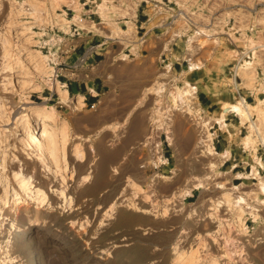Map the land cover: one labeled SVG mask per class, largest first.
I'll return each mask as SVG.
<instances>
[{"label": "rangeland", "instance_id": "rangeland-1", "mask_svg": "<svg viewBox=\"0 0 264 264\" xmlns=\"http://www.w3.org/2000/svg\"><path fill=\"white\" fill-rule=\"evenodd\" d=\"M75 14L124 44L92 108L52 89ZM184 82L196 97L177 104ZM200 93L216 110L263 99L264 0H0V264H264V194L204 150Z\"/></svg>", "mask_w": 264, "mask_h": 264}, {"label": "crops", "instance_id": "crops-1", "mask_svg": "<svg viewBox=\"0 0 264 264\" xmlns=\"http://www.w3.org/2000/svg\"><path fill=\"white\" fill-rule=\"evenodd\" d=\"M84 21L85 23L87 22V25H90L92 22L88 20ZM137 21L138 19L136 20L135 27H138ZM72 22L73 24H76L74 21ZM101 23L103 24L102 21ZM88 27L89 26L86 28H81L78 26V28L81 30L77 31L78 35H75V31H72L71 24L67 31L65 30L67 34H73L74 38L69 37V39H67L68 42L65 44L63 50L65 53L61 55V66L56 67V75L59 76V79H57L56 82L62 85L61 90L62 92H65L68 98L75 97L76 95L82 96L81 102L83 105H91L92 103L95 105L99 100L98 96L101 93L102 87L106 84L103 76L100 74L99 65L105 59L106 51L110 47H116L117 51H120L123 49L124 44L114 43L113 39L111 40L109 37H107V35L110 34L109 30H107L108 33L105 32V37L99 33L100 28L96 29L95 31V29L92 28V24L89 28ZM78 28L74 29L77 30ZM131 30H133V28ZM131 30L130 33L133 34V36H136V33L134 34V32ZM117 36L120 37L121 34L119 33ZM126 44L132 46L133 49L131 50H135V48H137L139 45L137 41H131L130 43ZM56 82H54L55 89L58 84ZM262 94V98L264 100V93ZM57 96L60 99V96ZM198 99L200 105L205 107L207 110H209V108L215 109V112L210 114V117L212 118L210 120L209 126H212L213 130L212 132H209L211 136H213V139L211 140L212 143H214V139L216 137L220 138L221 136L222 144L218 145L217 143L220 142V140L216 139L215 146H212L217 153L225 152V157L223 158H221L218 154L216 155H218L219 160L223 161V164L228 167V170L231 172V174H234L233 178L253 177L250 175L252 172L251 170H253L252 167H256L258 173L261 175L262 172V175H264V142H259L254 134L253 137L256 139L252 142L253 145L250 143L251 141L249 142L251 145L249 143H246L245 145V137L249 135L250 131L247 122L241 123L240 116L231 111V114L238 118L240 125L231 122V118L228 117L230 113L227 114L229 111H226L223 114L221 121H216L214 118L219 116L221 105L220 108L216 110L214 107H217L218 105L208 94L203 95V93H200L198 95ZM244 100L248 102L246 99ZM252 117H256L255 113ZM243 128H245V134L242 136L241 133ZM218 146L220 149L219 152L216 150ZM235 146H237L243 152L241 154H237L238 157L234 156L235 154H233V147ZM257 157L259 159L258 162L262 163V165L260 163L259 165L258 162H256ZM236 167L238 168L235 169ZM248 169L250 172H248ZM245 174L249 175L246 176Z\"/></svg>", "mask_w": 264, "mask_h": 264}, {"label": "bare ground", "instance_id": "bare-ground-1", "mask_svg": "<svg viewBox=\"0 0 264 264\" xmlns=\"http://www.w3.org/2000/svg\"><path fill=\"white\" fill-rule=\"evenodd\" d=\"M77 5V4H76ZM99 8H101V5H99ZM72 21H75L78 25H79V27H81V28H86L87 26H89L90 27V25H87L86 23H84L83 21V19L82 18H80V16H78L77 14H75L74 15V17L72 18V20H70V19H67V18H63L62 19V22H61V24L64 26V28L66 29V28H68L69 26H70V23L72 22ZM90 24H92V22L90 23ZM93 25H95V24H92V26ZM96 26V25H95ZM132 26V23L129 25V27H131ZM88 27V28H89ZM94 28V27H93ZM97 29V28H96ZM96 31V30H95ZM124 33L125 32H127V31H124V30H122ZM128 32H129V30H128ZM116 33V32H115ZM114 32L112 33V35H114L115 34ZM110 34H108V36H109ZM191 46V45H190ZM197 67H199L198 66V63H195V62H190V65H189V67H187V69H189V70H192V69H195V68H197ZM53 72L54 70H53V67H49V68H47V72ZM46 74V73H45ZM47 74H49V73H47ZM49 76V75H48ZM56 83H58V82H56ZM185 83V85L182 87V88H179V87H177L176 86V88H174L175 89V91H174V101H175V103H177L178 104V102H185V101H191V99L192 98H194V97H196L195 96V86L194 85H192L191 83H189V82H184ZM55 87H54V82H53V87H52V89H54ZM56 88H62V85L60 84V83H58L57 84V86H56ZM60 90V89H59ZM62 94V96H61V99L63 100V101H65V100H67L68 99V97H66V95H65V92H61ZM80 97H82V96H80ZM263 102H264V100L263 99H257V102L255 103V105L254 104H251V103H249V102H246L245 100H243V99H241L238 103H223L221 106H222V109H221V111H220V114H219V116H217V117H215L214 119L216 120V121H221L222 120V118H223V114L226 112V111H231V112H233V113H235V114H237L238 116H240V119H241V123H244V121L245 120H248V122H249V127H250V133H249V135L248 136H246L245 138H246V141L244 142L245 143V145H246V143H249L250 141V143L253 145V138H252V133H253V131H255V129L257 128L258 129V127H257V125L254 123V121L251 119V117H252V114H253V111H259V112H264V107H262L263 106ZM261 103H262V105H261ZM45 107V106H44ZM47 107V106H46ZM38 112H39V114L41 115V116H49V114H48V111L47 110H42V109H38ZM26 114V113H25ZM22 115H24V114H22ZM257 115V114H256ZM211 118L212 117H208V118H205L204 120H203V124H208V123H210V120H211ZM152 129H150V133L146 136V138H145V140L144 141H142V143L143 144H146V145H148L150 142H151V140H152V138H153V136H154V133H155V129H160V128H163V123H159V122H156V121H152ZM43 131H45V130H43ZM203 138L201 139L202 141V143H203V146H204V150H207L208 151V153H211V154H218L221 158H223V157H225V152H221V153H217V152H215V150H214V148H213V146L211 145V143H210V139H211V134H210V132H205V134H204V136H202ZM51 139L53 140V137H51ZM169 139H170V137H169ZM26 140H27V142L29 143V144H34V146H35V148H36V153H37V155H38V158H40V157H45L46 156V151H45V147H44V145L42 144V142H39V140H36V138L32 135V134H27L26 135ZM260 141L261 142H264V128H263V130H262V135L260 136ZM249 143V144H250ZM250 144V145H251ZM253 147V146H252ZM253 149H254V147H253ZM256 157V156H255ZM259 161V159H258V157L256 158V162H258ZM260 162H258V164H259ZM256 164V163H255ZM257 164V165H258ZM261 165H262V163H260ZM259 164V165H260ZM254 165V164H253ZM100 171H99V173H98V177L100 178L101 177V174L103 173L102 171V163L100 164ZM253 168V170H251L252 172H251V174L250 175H253L254 177H256L257 179H258V185H259V189L261 190V192L264 194V178H262L260 175H259V173H258V171H257V169H256V167H252ZM240 174V173H239ZM249 174H245L246 176H248ZM241 175V174H240ZM84 181H89L90 180V176H88V175H86V176H84ZM197 185H199V182H192L191 183V185L190 186H188V187H185V189L183 188L182 190H181V194H185V193H187L189 190H190V188L191 187H195V186H197ZM234 187H236V185H234ZM86 188V187H85ZM85 190V189H84ZM88 191L90 192V191H92V189H88ZM82 192H84V191H82ZM88 192V193H89ZM86 193V192H85ZM90 193H94V192H90ZM238 199H240V197H238Z\"/></svg>", "mask_w": 264, "mask_h": 264}, {"label": "built area", "instance_id": "built-area-1", "mask_svg": "<svg viewBox=\"0 0 264 264\" xmlns=\"http://www.w3.org/2000/svg\"><path fill=\"white\" fill-rule=\"evenodd\" d=\"M57 76V75H56ZM90 107L92 108V107H94V103H92L91 105H90Z\"/></svg>", "mask_w": 264, "mask_h": 264}]
</instances>
